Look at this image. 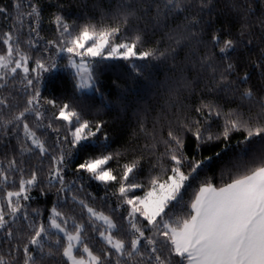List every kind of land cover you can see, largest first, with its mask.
I'll use <instances>...</instances> for the list:
<instances>
[{
	"label": "snow or ice",
	"instance_id": "6c2138e0",
	"mask_svg": "<svg viewBox=\"0 0 264 264\" xmlns=\"http://www.w3.org/2000/svg\"><path fill=\"white\" fill-rule=\"evenodd\" d=\"M69 8L47 38L43 0H0V264H264V0ZM112 111L136 124L118 148Z\"/></svg>",
	"mask_w": 264,
	"mask_h": 264
},
{
	"label": "trees",
	"instance_id": "16d2710c",
	"mask_svg": "<svg viewBox=\"0 0 264 264\" xmlns=\"http://www.w3.org/2000/svg\"><path fill=\"white\" fill-rule=\"evenodd\" d=\"M3 3L9 4L10 0H2ZM23 2L26 3V0H23ZM50 2V0H43V3L46 7V11L44 14V22L42 25V32L41 34L44 35L47 38H51L54 34L55 31V26L49 23V11L47 10V4ZM63 2L67 5H70L69 11L72 13H75L77 8V4L79 3V0H63ZM74 18V17H70ZM0 49H2V45H0ZM54 73V75H53ZM53 73H48L45 74V86L49 91L55 92L56 95H60L62 92L66 93H71L72 92V82H71V77L67 74L66 71L63 69L57 71L53 70ZM159 78L162 80L163 79V72L159 74ZM105 79V87L106 89L112 93L113 98L115 97V88L112 86V81L116 79L115 76L108 74L106 75ZM119 83H124L125 81L121 80L118 81ZM129 86L132 88V93L129 96L130 100H135L136 99V94L140 93L143 95L144 100L141 101L143 102H151L152 104H156V99L154 97V89L149 90V87L146 82L140 81L135 85H132L131 82L129 81ZM45 95H48V91H45ZM103 118L105 120H109L112 122V125L110 127V132L113 134V137L116 141V143L113 144V148H118L121 146V144L124 141H127L129 137L132 136L133 134V129L136 128L135 124V118L132 116V112L129 111L127 117L124 116L123 113H118L117 111H112L108 112L107 114L103 115ZM123 122V123H122ZM149 128L151 127V121H149ZM239 138L238 135L233 137V142ZM139 144H143L144 140L141 138L138 142ZM219 147V145H218ZM194 148V142H189L188 145V151L189 153L192 152ZM215 148L212 149H205L203 154L204 155H209L211 151H215ZM123 162V161H121ZM112 167H116V163L112 162L110 165ZM147 164H145V168H147ZM219 182V181H218ZM90 191L96 192L98 194H102L104 189L102 186L98 187L97 182H91L90 186ZM137 195H143V192L140 190H136ZM34 196L37 197L38 201L40 204H44L45 202L47 205L50 207L51 206V201L54 199L53 196L49 195L48 197H40L38 192L33 193ZM100 202L97 201V204ZM35 206V205H34Z\"/></svg>",
	"mask_w": 264,
	"mask_h": 264
}]
</instances>
